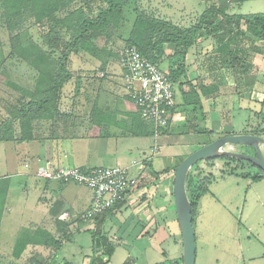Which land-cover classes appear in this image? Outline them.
Listing matches in <instances>:
<instances>
[{
  "label": "crops",
  "instance_id": "1",
  "mask_svg": "<svg viewBox=\"0 0 264 264\" xmlns=\"http://www.w3.org/2000/svg\"><path fill=\"white\" fill-rule=\"evenodd\" d=\"M209 1L199 0L200 10H197L195 4L192 6L187 2L176 7L174 4L179 3L177 0H139L138 2L140 8L147 9L148 12L150 9L154 10L155 15L158 14L167 20L171 19L174 25L189 27L201 15L207 6L205 4ZM239 1L242 0L230 3L227 10L228 14H243L233 13L232 8ZM190 6L193 9H190ZM206 41H209V46L211 45L210 42H213L210 38L203 40V42ZM263 43L264 41H261L258 46L261 47ZM166 51L168 54L172 53V47L167 45ZM185 59L187 61V78L184 81L187 80L195 85L197 91H199L202 82L213 83L217 90L214 95L201 98L202 108L200 111L193 110L194 106L182 104L181 94L188 91L189 88L187 84L179 85L181 79H178L175 82V106L172 109L169 124L158 137H154L153 134H146L150 125L140 118L137 107L127 95L120 60L109 61L104 71L99 70L94 74H90L87 70L96 68L97 62L87 60L88 63H91V68H83V71H80V75L83 77L82 91H85V97L83 99L82 96L78 97L76 112L74 113L77 115V123L81 126L78 125L75 128V133L72 131L68 133L66 128L39 136L36 139L38 141L37 147L31 148L27 158L23 161L29 165L23 164L21 166L29 169L30 163L36 158L43 163V166H37L35 172L39 168L56 169L72 166L92 168L99 166L92 163L105 160H113L115 163L122 162L123 165L120 167L128 168L130 176H136L137 182L134 187L128 190L124 199L101 218L110 221V239L120 241L118 246L131 245V249L120 264L126 262L128 264L157 263H148L145 253L150 248L162 254V245L168 236L166 225L172 229L176 242H179L176 246L181 244L180 231L177 220H175L176 215H174L173 167L177 166L184 157L194 150L218 138V132L244 133V125L248 118L251 114H253L252 117H255L254 105L256 102L254 101L264 100V83L258 82V84L251 85L248 80V90L245 86L240 87L239 85L236 89L238 93L241 90L244 95L248 97L251 95V99H247V103L236 92H234L235 94L232 93L234 95L232 100L230 99L231 102L229 99H224L230 95L227 93L230 89L224 88L227 86L225 84L230 82L227 80L223 83L224 80H220L221 70L215 66V62L219 59L214 49L204 54L202 52L197 53L190 48ZM251 63L258 76L264 75V53H256ZM99 74L100 76H98ZM251 102L254 104L253 107L250 105ZM244 112V121L236 129L235 115ZM167 157L175 159L174 163L171 161L168 166L163 164L162 167H153V159L159 160L161 158L163 160ZM2 162H0V167L4 165ZM7 167H14V163H10ZM27 169H21L22 174L26 177L35 176L34 172L27 171ZM41 180L44 192H50V195H54L48 204V217H45L39 224L32 222L30 226L36 224L35 226L45 228L55 237L62 239V237L69 238L67 233L63 234L68 227H72L71 225L68 226V223L80 221L79 227L83 226L90 234L94 233L92 227L100 220L98 222L95 219L94 222L81 220L82 213L90 204L91 194L83 192L80 188L82 186L79 185L73 187L70 186V183L61 181ZM3 191H5L4 185L0 184V252H3L0 261L5 264H20L21 256L15 258L12 255L14 240L8 245V251L4 252L6 245L5 221L8 214L13 212L14 207H6ZM42 198L47 200L46 197ZM199 204H201V197L194 217L197 215ZM244 207L245 203L243 209ZM101 228L103 229L100 230L105 231L103 225ZM19 231L20 228L16 230V233L12 231L9 237L17 238ZM62 245L60 253L62 261L63 259L70 260L64 254L66 252L63 247L66 245V241H63ZM92 245L91 243V251H93ZM32 246L36 248L40 245H29L25 252H28L27 250L31 249ZM112 246L114 253L118 246L117 244ZM174 252L178 253H176L178 258L180 251L174 250ZM163 257L162 254V260ZM256 258H264V256H246L250 262ZM199 264L204 263L199 262Z\"/></svg>",
  "mask_w": 264,
  "mask_h": 264
},
{
  "label": "trees",
  "instance_id": "2",
  "mask_svg": "<svg viewBox=\"0 0 264 264\" xmlns=\"http://www.w3.org/2000/svg\"><path fill=\"white\" fill-rule=\"evenodd\" d=\"M236 1L238 0H212L195 24L179 27L167 19L140 9L137 0H0V17L4 20V29L10 34L12 52L36 71L34 89L14 86L19 95L5 106L6 117L0 121V126L4 128L0 131V141L36 140L39 135L35 134V130L40 131L47 122L50 127L55 126L57 129H61L60 125H67V119L75 115L77 96H82V99L85 97V91H82L83 77L79 75L75 77L73 84L71 96L72 100L76 99L71 102V110H62L64 88L71 78V61L78 57L94 60L97 62L96 68L87 70L94 74L99 70L104 71L109 61L120 60V53L126 46L136 47L142 56L168 73L174 82L181 79L179 85L187 84L188 91L181 94L182 104L194 106L193 110L200 111L201 98L210 97L217 90L213 83L202 82L197 91L195 85L184 81L187 78L185 56L202 39L213 40L210 47L214 49L219 61H223L226 68L234 74L237 85L245 86L248 90L247 79L250 78L252 58L256 53H264V48L258 46L264 41V13L228 14L230 3ZM127 10L133 12V20L127 35L123 37L120 31L124 27ZM33 27L37 30L41 43L30 39L29 30ZM121 36L124 45L117 47L116 40ZM167 45L172 47V53H167ZM165 61L170 62L167 71L163 68ZM260 105L261 108L264 107V100ZM256 116L260 123L249 126L250 129L244 133H264V111L260 109ZM16 125L19 133L15 131ZM146 134H153L150 126ZM224 134L228 135L230 132ZM214 160H221L225 166H230L221 173L240 174L253 181L264 177V172L249 161L222 156L207 159L205 163ZM239 166L240 171L237 173ZM243 166L252 169L245 171ZM175 167L176 165L173 170ZM193 167L186 178V191L194 221L198 201L207 192L215 175L192 173ZM105 213L95 217V221L101 220ZM91 237L93 263H107L113 253V246L108 243L107 235L97 232L91 233ZM29 245L54 249L50 264H60L59 260L62 261L60 238L45 228L23 227L15 240L12 255L20 257ZM98 245L102 247L100 255L96 254L95 248ZM162 254L165 259L153 264H182V254L176 260L167 258L164 251ZM62 262L72 264L68 259H63ZM35 263L43 264L37 260Z\"/></svg>",
  "mask_w": 264,
  "mask_h": 264
},
{
  "label": "rangeland",
  "instance_id": "3",
  "mask_svg": "<svg viewBox=\"0 0 264 264\" xmlns=\"http://www.w3.org/2000/svg\"><path fill=\"white\" fill-rule=\"evenodd\" d=\"M138 1L139 0H137V5L140 8ZM177 1L179 3L174 4L176 7H179V5H183L187 2L192 6L195 4L197 10L201 9L199 0ZM210 2H212V0L205 5H208ZM190 9L193 8L190 6ZM232 9L233 13H264V0H242L239 1L238 4H234ZM142 10L148 14L154 13V10L151 9L149 10L151 13H149L147 9ZM173 10H175V8H173ZM155 16L160 17L158 14ZM198 18L193 22V24L197 22ZM132 20L133 12L127 10L126 20L123 24L124 27L120 31L123 37L127 35ZM168 20L171 21V19ZM3 21V18L0 17V121L6 117L5 106L7 103L14 101L17 95H19V91L15 89L14 86L34 89L36 79L35 69L22 60V58L18 57L19 55L12 52L11 41L9 39L10 34L4 29ZM29 37L31 40L41 43L37 30L34 27L29 30ZM203 40L204 39L200 40V43L192 46L191 49L195 50L197 53L202 52L204 54L213 50V48L209 46V41L203 42ZM116 41L117 47H123L124 43L122 36L117 38ZM263 45L264 43L261 45V48H264ZM92 62L95 61L92 60ZM113 62H115V60ZM165 62L166 65H164L163 68L167 71L170 62ZM215 66L217 69L219 68V70H221L220 80H224L223 83L225 81L227 82V80L230 82L229 84L226 83L225 85L227 86L224 87L226 89H230V91L227 92L230 94L229 97L224 98L226 100L229 99L230 101V99L232 100L233 98L232 96L235 94L234 92H236V89L238 88L234 74L226 68L223 61L215 62ZM69 67L71 69V78L68 80V83L64 88V106H62V110L70 111L71 102L76 99L74 98V100H72L73 97L71 96L75 77L80 75V71H83V68H91V63H88L86 58H76L71 61ZM249 73L250 78L247 80L251 85L258 84V82L264 83V75L261 76L260 74L258 76L253 67L249 69ZM98 76H100V74ZM236 94H238L241 98H244L246 100L245 103H247V99H251V95L248 97L247 95H244L241 90H239V93L237 91ZM260 94H263V92H260ZM77 97H79V95ZM254 102H256L255 105L252 104V102L250 105L252 107L254 105L255 107V117H252L253 114H251L250 118H248L246 124L244 125L246 128L243 129L244 131L249 130L253 125L260 123V120L256 119V114L260 109L264 111V107H259L261 106L260 104L262 103V100H256ZM244 115L245 112L237 113L235 115L236 129L240 127L242 121H244ZM77 120V115H71L66 121L67 125H60L59 127L61 129L67 128L66 131L68 133L71 131L72 133H75V128L80 125L77 123ZM3 130L4 128L0 126V131ZM15 131L19 133L17 125L15 126ZM57 131L58 129L55 128V126L50 127V124L47 122V125L44 128H41L40 131L35 130V134H38L41 137L44 134ZM225 132L226 131L218 132L217 134H221L220 136H222V134L225 135ZM260 136L264 138V133ZM37 143L38 141L36 140L18 143L0 142V162H4H2L4 165L0 167V184H3L5 188L3 193H5L6 207H14L13 212L8 214L5 221L6 245L4 252L8 251V245L12 240H14L15 243L16 238L14 239V237H9L12 234V231L16 233L18 228H20L21 231L22 227L30 226L32 222L39 224L45 217H48V204L50 203L49 201L52 200V195L54 194L50 195V192H44L43 182H41L42 180L40 178L32 175L26 177V175L21 172V169H27L21 166H23V164L25 166L29 165L23 163V161L27 158L28 152H30L31 148L34 149L37 147ZM232 147L236 151L239 150L245 153H253L252 148L248 146L240 145ZM171 161L174 163L175 159L167 157L163 160L161 158L159 160H152L153 167H162L163 164L168 166ZM217 161L219 167H212V161L207 164L205 161H200L197 166L192 169V173L195 174L201 172L204 175L209 173L215 175V179L210 184L207 192L202 195L203 197L201 196V204H199L197 215L194 217L193 221L196 245V264H199V262H203L204 264H264V258H256L253 262L246 259L247 255H251L253 257L264 256V177L257 181H253L240 174H228L227 172L221 173V171L228 170V167L230 166H225L224 162L221 160ZM10 163H14V167H7ZM30 164L31 166L28 167L29 169H27V171L30 170V172H34V174L37 166H43V163H41L37 158ZM92 164L103 167L123 165L122 162L115 163L113 160H105L103 162ZM204 164L206 167L203 166ZM232 165H234V163H232ZM240 167L241 166L237 168V173L240 171ZM243 169L247 171L252 168L249 169V167L243 166ZM68 183H70V186L73 187L78 185L73 182ZM80 188L83 192L91 194V191L87 187L82 186ZM42 197H46L47 200H43ZM244 203L245 207L243 209ZM109 222L110 221L108 219H101L97 224H94L92 231L94 233L100 232L103 235H107L108 243H111L112 245L117 244L118 246L120 241L117 239H110L111 224ZM80 223V221L69 222L68 226L71 225L72 227H68L65 232L68 234L69 238L62 237L60 241L61 243L66 241V245L63 247L66 252L64 254L67 255L66 257L71 260L72 264H92L94 257V253L91 251L92 237L90 232L86 231L85 227H79L78 224ZM102 225L105 231L100 230L103 229L101 228ZM166 229L168 236L164 241L162 248L163 251L167 253V258L176 260V255L178 253L174 252V250H179L181 255L182 246L181 244L176 246L179 242H176V237L168 225H166ZM20 231L17 235L20 234ZM130 239H133V237H130ZM130 246L131 245H119L115 252L111 255L110 260L105 264H120L126 257L128 251L131 249ZM95 249L98 251L96 254L100 255L102 247L98 245ZM27 251L28 252H25L24 250L22 253L20 257V264H36V260L43 264H50L51 257L54 254V249L45 246H39L36 248L32 246L31 249ZM2 253L0 252V259L2 258ZM145 255L148 263L162 260V254L155 249L149 248ZM103 257L106 259V256ZM32 259H34V261H31ZM163 259H165V257H163ZM59 263L63 264L61 260H59ZM0 264L5 263L0 261Z\"/></svg>",
  "mask_w": 264,
  "mask_h": 264
},
{
  "label": "built area",
  "instance_id": "4",
  "mask_svg": "<svg viewBox=\"0 0 264 264\" xmlns=\"http://www.w3.org/2000/svg\"><path fill=\"white\" fill-rule=\"evenodd\" d=\"M120 64L128 97L137 107L140 118L151 126L153 136L158 137L167 128L175 106V82L134 46L122 49ZM212 164L214 168L219 167L217 160ZM35 176L87 187L91 191V200L81 215L84 222L93 221L95 217L113 209L137 182L136 176H130L128 168L120 166L39 168Z\"/></svg>",
  "mask_w": 264,
  "mask_h": 264
},
{
  "label": "water",
  "instance_id": "5",
  "mask_svg": "<svg viewBox=\"0 0 264 264\" xmlns=\"http://www.w3.org/2000/svg\"><path fill=\"white\" fill-rule=\"evenodd\" d=\"M239 145L252 148L253 153L236 151L232 147ZM263 147L264 138L258 134H228L218 137L194 150L184 157L175 167L173 176V200L181 238L182 264H195L196 257L193 214L186 191V178L190 169L200 161L228 156L249 161L264 172Z\"/></svg>",
  "mask_w": 264,
  "mask_h": 264
}]
</instances>
